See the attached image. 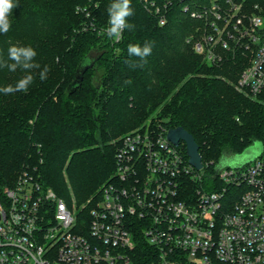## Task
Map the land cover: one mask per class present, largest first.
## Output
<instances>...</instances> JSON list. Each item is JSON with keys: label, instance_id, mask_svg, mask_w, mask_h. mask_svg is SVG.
Masks as SVG:
<instances>
[{"label": "trees", "instance_id": "16d2710c", "mask_svg": "<svg viewBox=\"0 0 264 264\" xmlns=\"http://www.w3.org/2000/svg\"><path fill=\"white\" fill-rule=\"evenodd\" d=\"M147 1L162 9L165 25L144 0H132L135 14L128 22L135 28L115 42L104 33L111 0H16L11 29L0 34V56L7 59L11 44L31 45L36 62L51 71L43 81L37 75L27 93L0 94V197L28 168L66 206L70 196L81 206L114 173L118 140L146 122L167 131L181 127L194 138L204 175L193 187L208 191L223 155H241L254 141L264 142V93L251 99L235 88L246 58L224 53L211 65L193 50L201 23L182 7L214 0ZM145 41L154 42L147 64L130 68L125 61L136 58L128 56L127 45ZM84 61L93 65L71 92ZM23 74L0 68V87ZM179 148L186 155L183 143ZM146 251L141 239L136 264H145Z\"/></svg>", "mask_w": 264, "mask_h": 264}, {"label": "built area", "instance_id": "2783aa9c", "mask_svg": "<svg viewBox=\"0 0 264 264\" xmlns=\"http://www.w3.org/2000/svg\"><path fill=\"white\" fill-rule=\"evenodd\" d=\"M144 3L165 25L162 9ZM182 11L201 23L194 52L211 65L224 53L243 56L236 90L251 99L264 93V1ZM156 127L148 122L118 140L114 173L81 223L35 169L22 170L0 197V264H136L141 239L145 264H264V152L215 169L208 191L193 187L204 164L196 170Z\"/></svg>", "mask_w": 264, "mask_h": 264}, {"label": "clouds", "instance_id": "9594fccd", "mask_svg": "<svg viewBox=\"0 0 264 264\" xmlns=\"http://www.w3.org/2000/svg\"><path fill=\"white\" fill-rule=\"evenodd\" d=\"M19 5L16 0H0V34H7L12 26V20L10 19L13 10ZM107 27L104 29V33L107 37L119 40L125 29L129 31L134 30L135 25L129 23V18L135 14V10L132 6V0H111L107 6ZM152 41H145L140 43H129L127 45V54L130 58L125 63L130 68H143L147 64V57H149L153 50ZM37 51L31 45L24 44H11L7 49V59L0 56V68L7 69L11 73H16L19 69L24 74L19 77L16 83L7 84L0 87V94L5 96L15 94L17 92L27 93L30 86L33 85L36 76H39L41 81L48 78V73L51 71L50 66L41 65L36 62ZM126 84H130L131 81H125ZM253 148L256 154L264 152V142L256 140L253 143Z\"/></svg>", "mask_w": 264, "mask_h": 264}, {"label": "water", "instance_id": "95a60500", "mask_svg": "<svg viewBox=\"0 0 264 264\" xmlns=\"http://www.w3.org/2000/svg\"><path fill=\"white\" fill-rule=\"evenodd\" d=\"M92 65L93 63H86L84 61L77 68L75 79L70 86V88H72L71 92H74L81 86L83 74L85 73V71L91 68ZM166 139L174 146H178L180 142H182L185 146L186 155L191 166H193L196 170H200L202 168V161L198 152V146L194 138L189 133H187L181 127L173 128L167 131Z\"/></svg>", "mask_w": 264, "mask_h": 264}, {"label": "rangeland", "instance_id": "374dc122", "mask_svg": "<svg viewBox=\"0 0 264 264\" xmlns=\"http://www.w3.org/2000/svg\"><path fill=\"white\" fill-rule=\"evenodd\" d=\"M155 116H156V114H154L152 117L154 118ZM148 120H150V118ZM255 156H257V154H256V151L253 148V144H252L241 155H237V156L228 155V154L223 155L222 158L220 159V161L216 164V169H220V168H224V167L232 168V167H235V166H238V165H243V164H246V163L250 162ZM201 174L203 176L204 175V171H202ZM92 197H93V195L91 197H89L84 202V204H82L81 206L77 207L75 202H74L73 197L70 196V206L69 207L67 206V207L69 208V210L72 212L73 215H77L79 211H82L85 208H86L85 210H87V212H88V210H89L88 207L89 206L88 205L85 206V205H86L87 201H89Z\"/></svg>", "mask_w": 264, "mask_h": 264}]
</instances>
